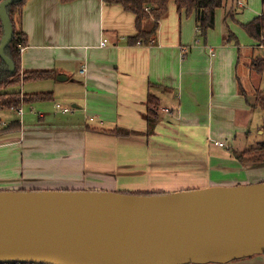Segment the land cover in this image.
Segmentation results:
<instances>
[{"label":"crops","instance_id":"1","mask_svg":"<svg viewBox=\"0 0 264 264\" xmlns=\"http://www.w3.org/2000/svg\"><path fill=\"white\" fill-rule=\"evenodd\" d=\"M233 4L227 13L232 17L247 7L243 0ZM136 20L105 0H26L19 27L28 37L22 68L53 71L39 81L51 84V101L57 92L61 102L55 105L72 110L55 114L32 107L24 118L23 107L21 118L3 119L0 190L173 193L238 183L226 173L245 180L252 175V181L264 177V166L249 169L232 156L208 157L212 149L251 136L259 109L240 88L242 52L231 44L236 34L220 29L203 39L195 15L170 4L155 41L145 45L132 43ZM253 44L251 63L253 56L264 57ZM151 94L160 103L156 119L148 114ZM10 123L15 127L4 131ZM117 128L132 134L115 135ZM257 129L264 135L261 125Z\"/></svg>","mask_w":264,"mask_h":264},{"label":"water","instance_id":"2","mask_svg":"<svg viewBox=\"0 0 264 264\" xmlns=\"http://www.w3.org/2000/svg\"><path fill=\"white\" fill-rule=\"evenodd\" d=\"M21 1L0 3V59L11 73L8 7ZM257 254L264 255V182L142 195L0 190V263L227 264Z\"/></svg>","mask_w":264,"mask_h":264},{"label":"trees","instance_id":"3","mask_svg":"<svg viewBox=\"0 0 264 264\" xmlns=\"http://www.w3.org/2000/svg\"><path fill=\"white\" fill-rule=\"evenodd\" d=\"M62 2H72L75 0H61ZM26 0L8 7V14L14 27V35L10 44L6 48V55L12 59L15 64V71L11 73L8 66L0 59V109L16 110L26 104L37 101H48L52 99V93H26L21 90L10 91L11 88L21 87L28 82L38 81L54 76L51 70H23L22 68V49L28 46V37L17 28L15 19L21 16L23 6ZM109 4L121 5L126 11L136 15V25L138 34L132 37V43L151 44L155 41L160 20L167 14L170 4L174 3L179 11H184L186 15H195L198 27V34L201 38L206 39L209 30L213 29L216 24V12L218 9L225 7V0H105ZM1 3V0H0ZM146 8H150L147 11ZM152 20L150 27L144 28V22ZM246 33L257 44L264 48V0H262V13L254 18L251 22L243 25ZM4 36V29L0 18V40ZM230 39L233 35L230 34ZM237 45L238 39L235 37ZM261 48V47H260ZM252 70L258 74H264V57L253 56L251 63ZM242 93L248 99L243 86H240ZM255 101L252 106L264 110V93L260 89L255 90ZM148 114L151 118L156 119L159 113V99L151 94L148 98ZM16 124L10 123L9 126L2 128L4 131L15 127ZM17 126H19L17 124ZM264 130V125L262 126ZM118 136H129L131 131L117 128L114 133ZM231 156L247 167H256L264 164V142L256 147H249L243 150L231 151ZM129 193V192H127ZM136 194H153L137 192ZM0 264H24V263H0Z\"/></svg>","mask_w":264,"mask_h":264},{"label":"rangeland","instance_id":"4","mask_svg":"<svg viewBox=\"0 0 264 264\" xmlns=\"http://www.w3.org/2000/svg\"><path fill=\"white\" fill-rule=\"evenodd\" d=\"M245 2H247V7L244 9H241V11H238V13L234 14V16H229L227 13L230 12V8L234 5V0H225V5L228 9H226L225 7H222L220 9L217 10L216 12V24H215V29L214 30H209V32L212 33L213 37H216L217 32L221 29V30H227L230 29L233 33L236 34V36L239 38V44L237 45L236 41H232L231 44H233V46L235 47H240L241 48V52H242V56H241V62L240 65L238 67V71L237 73H239V77L241 80V83L245 89V91L248 93L249 98L252 100H254L255 97V90L256 89H260L261 92L264 93V74H258V72L252 70L251 66V62L247 59V56H249L250 51L251 50V46H253V41L252 39L249 37V35L246 33L243 25L251 22L254 18L257 17V15L260 13L261 8H262V0H243ZM174 5V3H172ZM236 7V5H235ZM17 28H19L21 25V16H17L15 19ZM220 30V31H221ZM213 31V32H212ZM209 32L207 33V38L209 35ZM229 34H232L231 32H229ZM262 49V50H261ZM260 50L262 51V53L264 52V48H261ZM261 53V52H260ZM263 55V54H262ZM259 56V55H257ZM58 79V77H57ZM47 85V86H46ZM51 86V84L49 82H40L38 80V82H31V83H26L24 85H21V87H15V88H11L10 91L13 90H21V91H25L27 93H49L51 91V89L48 87ZM57 96V92L55 93V101H47L44 104H40V103H34L32 106L30 105H24V111L27 112L25 113V117L26 114H28L31 110V108L33 107L35 109V111H41L43 107L45 108H49V109H44V112H54L55 114H62L61 110L58 109L55 105V103L61 102L60 100H58ZM61 104H65V103H61ZM71 106V105H70ZM22 107V108H23ZM72 110V108H70ZM51 110V111H49ZM255 116L253 117L254 123H252V135L251 136H247L246 138L244 137H239L236 141L234 140V143L232 145V147H229V145H227L226 148H221L220 150H214L212 149L209 152V156L211 158H218V157H223V155H225L226 157H231V151L230 148L232 149H246L249 148L250 146L252 147H256L258 144L264 142V135H260L258 133V129L257 126H263L264 125V110H262L261 108H259L256 111V114H254ZM18 112L14 111V110H7V109H0V123L3 122L4 118L9 119H13L18 117ZM63 117V116H60ZM19 118H21V116H19ZM24 120V119H23ZM1 127V126H0ZM202 159H206L205 157H202ZM247 167V166H244ZM258 168V167H257ZM249 169H251V167H249ZM260 171H255V173H259ZM225 175L227 176H231L234 177L233 181H237L238 183H233L234 185L231 186H238V185H253V184H258L259 181L264 182V177L257 179V181H252V175H247L248 180H245L242 178V176L240 174H236L234 173V175H230L229 173H226ZM229 177V178H231ZM229 180V179H228ZM228 186V185H224ZM253 258H241V259H237L235 260L236 262H245V261H251V259H263V260H258V264H263L264 263V255L262 254H257L255 256H252ZM259 257V258H258ZM233 264V263H232ZM252 264V263H250ZM254 264V263H253Z\"/></svg>","mask_w":264,"mask_h":264},{"label":"built area","instance_id":"5","mask_svg":"<svg viewBox=\"0 0 264 264\" xmlns=\"http://www.w3.org/2000/svg\"><path fill=\"white\" fill-rule=\"evenodd\" d=\"M238 3H239V5H243V3H242L241 1H239ZM146 10H147V11H150V8H146ZM140 43H141V42H139V44H140ZM106 44H107V39H104V40L101 42V45L104 46V45H106ZM260 47L263 48V46H260ZM84 71H85V69H82V72H84ZM56 107H57L58 109H60L62 113H68V112L71 111V109H70L69 107H65V106H63V105H61V104H57ZM16 110L18 111V113H19L20 116L23 115V108H22V107L19 108V109H16ZM4 125H6V122L3 121V122L0 123V126H1V127H3ZM215 144L218 145V146H221V147L225 146V144H224L223 142H217V141H216Z\"/></svg>","mask_w":264,"mask_h":264}]
</instances>
